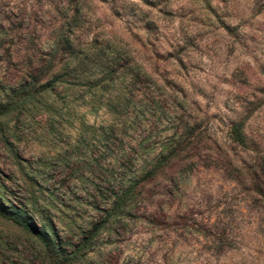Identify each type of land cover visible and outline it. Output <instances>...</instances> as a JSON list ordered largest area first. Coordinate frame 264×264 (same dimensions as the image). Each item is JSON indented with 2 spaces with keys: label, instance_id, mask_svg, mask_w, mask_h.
<instances>
[{
  "label": "rangeland",
  "instance_id": "1",
  "mask_svg": "<svg viewBox=\"0 0 264 264\" xmlns=\"http://www.w3.org/2000/svg\"><path fill=\"white\" fill-rule=\"evenodd\" d=\"M0 193L73 264H264V0H0ZM0 264L52 263L0 215Z\"/></svg>",
  "mask_w": 264,
  "mask_h": 264
},
{
  "label": "trees",
  "instance_id": "2",
  "mask_svg": "<svg viewBox=\"0 0 264 264\" xmlns=\"http://www.w3.org/2000/svg\"><path fill=\"white\" fill-rule=\"evenodd\" d=\"M57 51H59V48ZM56 54L57 53H55V56ZM69 65L70 62H66L62 67L63 69L67 70L69 69ZM51 77L54 78L51 80V82L41 84V91L53 90L54 85L57 82L63 81L65 75L60 73L59 70H53ZM37 83L38 81L34 82V88L32 89L29 87H24L20 99L16 102H12L14 103L15 108H21L33 102V99L36 98L38 93V90H34L35 87H37ZM230 137L234 142L241 146L247 145V136L244 131V122L238 121L232 123L230 127ZM177 155L178 149H173L166 155H164V151L162 150L156 156V161L152 166L144 169H138L136 173L138 176L135 178V180H131L128 186L121 188L118 192H115L114 195L116 197V206L126 204L127 201L135 195L136 189L142 180H149L160 174L161 170L168 166V164L172 163L176 159ZM0 215L12 220L17 225L35 234L47 249L52 264H73L76 261V256L63 253L62 246L60 245L57 238H55L53 227H51L49 224H45L38 228L34 224L31 209L26 204H8L0 193Z\"/></svg>",
  "mask_w": 264,
  "mask_h": 264
}]
</instances>
